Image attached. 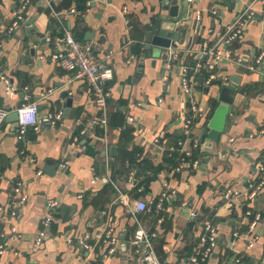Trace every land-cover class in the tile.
Segmentation results:
<instances>
[{
  "label": "crops",
  "instance_id": "crops-1",
  "mask_svg": "<svg viewBox=\"0 0 264 264\" xmlns=\"http://www.w3.org/2000/svg\"><path fill=\"white\" fill-rule=\"evenodd\" d=\"M187 1L183 7L179 0L185 17L178 25L189 29L173 45L178 59L168 68L169 50H148L144 43L145 24L160 0H86L84 9L77 0H31L26 9L21 0H0V109L8 112L0 127V264H141L132 243L141 228L162 264H196L206 223L216 229L217 245L201 264H264V189L249 194L264 175L257 169L264 166V3ZM245 12L252 18L242 37L222 43ZM18 15L22 20L11 30ZM66 30L91 44L95 60L113 70L106 111L88 82L73 81L56 58ZM204 43L218 58L203 53ZM186 67L194 82L190 92L182 85ZM231 83L235 100L216 141L209 122L222 87ZM65 90L75 98L67 114ZM34 102L38 128L19 139L10 115ZM59 111L64 117L53 124L49 114ZM188 118L190 132L184 129ZM181 141L197 169H177L185 154ZM18 183L28 193L22 207L13 204ZM227 188L238 196L225 199ZM122 196L131 206L153 202L155 211L136 212ZM53 199L59 205L45 228ZM253 215L260 220L252 227ZM111 228L118 238L113 255L103 239ZM82 239L90 249L80 247Z\"/></svg>",
  "mask_w": 264,
  "mask_h": 264
},
{
  "label": "built area",
  "instance_id": "built-area-1",
  "mask_svg": "<svg viewBox=\"0 0 264 264\" xmlns=\"http://www.w3.org/2000/svg\"><path fill=\"white\" fill-rule=\"evenodd\" d=\"M31 0H21L22 8L26 9L27 6L30 4ZM264 3V0H262ZM127 12V8L124 9L123 13ZM71 13L74 15L83 14L76 9H72ZM252 13L245 12L242 16H240L235 24L232 25L228 34L225 38L222 39V43L225 45H231L234 41L242 37V30L243 24L245 20L252 18ZM58 18L60 19V15L57 14ZM22 20V16L18 15L16 17V21L13 24L11 30L18 26L19 22ZM129 22V21H128ZM203 53L209 54L211 57L218 58V53L215 48L210 47L208 43H204L203 46ZM58 50L60 52L59 56L57 55L56 58L61 59L62 67L73 74L72 80H84L87 81L88 84L92 87L94 93L96 94V101L97 104L101 109L106 111L107 103H106V84L113 79V70L111 67L106 66L105 64L98 62L95 60L93 56V46L91 44H82L76 40L73 33L70 30H66L65 38L62 42L58 43ZM168 60L167 65L170 68L175 61L178 59V51L177 49L173 48V45L168 49ZM262 57L257 60V64H261ZM193 80L189 74V68H185L182 71V85L183 90L185 92H190L193 87ZM49 94H44L42 98H48ZM194 113H197L198 109L196 106H193ZM18 112V120L16 122V129L18 133L19 139H23L29 129L31 128H38L39 125V104L38 102L22 104L20 107L17 108ZM8 116V112L0 109V127L1 124L4 123ZM63 111H59L57 113L49 114V118L53 124L58 123L63 119ZM129 120H132L131 118ZM104 126H107V120L104 118L102 120ZM192 120L188 118L185 122L184 129L186 132H190ZM164 137V133L158 136V140ZM183 141L179 143L182 146L183 151L185 152L184 156L181 158L180 164L177 167L179 171L185 169L186 167H193V169H197L199 167L198 161L193 159V152L188 151L185 149ZM199 141H194V147H198ZM184 146V147H183ZM67 165V164H66ZM261 171L264 170V166H259L257 168ZM264 174V173H263ZM38 175H42V171L38 172ZM0 179H2L0 175ZM264 189V175L260 182V184L256 187L255 190H252L249 194L252 198H254L259 191ZM238 196V191H235L231 188H227L224 191V198L227 200H231L232 198ZM28 193L25 189L23 183H18L15 189V196H14V207H22L27 203ZM122 202L126 204L130 209H134L136 212H145V213H152L155 211V206L153 202H137L134 206H131L130 200L126 196L121 197ZM59 202L57 200H50L47 203V214L44 217V226L48 228L52 224L53 216L58 207ZM196 217V214H193ZM248 215H251V212H248ZM254 220L252 227L255 226L259 220L260 215H253ZM45 232L42 231L38 233L36 237V244L41 245L42 241L44 240ZM249 238V237H248ZM103 239H106L109 242V255H113L117 249L118 238L115 235L113 228L105 231L103 235ZM201 242L203 245V249L199 250L200 260H195L196 264H201V262L205 261L216 248L217 245V231L214 226L210 223H206L205 226V234L201 238ZM133 245L136 246L137 258L141 264H162L154 251L150 235L144 229H138L133 237ZM255 245V239H251L248 242V248H252ZM80 247L85 249H90L89 244L82 239L80 241ZM3 254V246L0 245V255Z\"/></svg>",
  "mask_w": 264,
  "mask_h": 264
},
{
  "label": "water",
  "instance_id": "water-1",
  "mask_svg": "<svg viewBox=\"0 0 264 264\" xmlns=\"http://www.w3.org/2000/svg\"><path fill=\"white\" fill-rule=\"evenodd\" d=\"M161 7L158 10V13L154 15L155 18L151 22L145 24L144 32V43L147 45L146 48L149 50L150 47H156L166 51L177 41L183 39L181 38L182 34L189 29L186 25H178V23L184 19L183 12L180 14V4L179 0H160ZM189 2L183 0L182 6L188 7ZM170 19V20H169ZM174 19V20H172ZM164 58H167L165 55ZM232 81H237L233 79ZM61 97L63 100H66V114L70 112L75 98L71 95L69 90L62 92ZM220 105L214 112L212 119L209 122L210 129V138L213 140H218L220 134L224 131L227 116L231 111V106L235 100V85L231 83L228 86L222 87L220 93ZM75 110L71 112L74 113ZM11 121L17 122L18 112L17 107L14 108L11 115Z\"/></svg>",
  "mask_w": 264,
  "mask_h": 264
},
{
  "label": "trees",
  "instance_id": "trees-1",
  "mask_svg": "<svg viewBox=\"0 0 264 264\" xmlns=\"http://www.w3.org/2000/svg\"><path fill=\"white\" fill-rule=\"evenodd\" d=\"M77 3H78V7L79 9H84L85 8V3H86V0H77ZM125 131L127 130V128L124 129ZM128 132V131H126ZM174 161H175V158H173Z\"/></svg>",
  "mask_w": 264,
  "mask_h": 264
}]
</instances>
